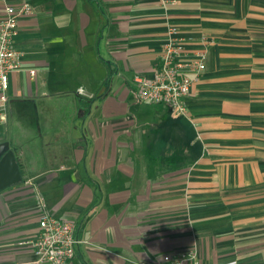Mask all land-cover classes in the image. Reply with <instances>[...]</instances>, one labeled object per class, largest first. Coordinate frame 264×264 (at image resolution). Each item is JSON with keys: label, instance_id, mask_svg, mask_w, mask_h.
I'll return each instance as SVG.
<instances>
[{"label": "crops", "instance_id": "0c3cea01", "mask_svg": "<svg viewBox=\"0 0 264 264\" xmlns=\"http://www.w3.org/2000/svg\"><path fill=\"white\" fill-rule=\"evenodd\" d=\"M4 3L32 13L0 126L22 178L0 191V264H36L20 243L43 214L74 224L70 264H264V0H1L0 20ZM171 25L206 57L181 117L133 80Z\"/></svg>", "mask_w": 264, "mask_h": 264}, {"label": "built area", "instance_id": "2783aa9c", "mask_svg": "<svg viewBox=\"0 0 264 264\" xmlns=\"http://www.w3.org/2000/svg\"><path fill=\"white\" fill-rule=\"evenodd\" d=\"M31 13L32 8L28 4L14 6L4 3L0 20V126L7 121L8 76L21 67V55L14 46L18 22ZM176 34L174 26L167 27V38L160 51V63L152 78L135 75L133 80L137 87L138 101L167 106L174 117H181L186 115L185 99L192 83L204 71L206 57L205 53L190 55ZM29 73L34 75V71ZM74 229L71 222L43 214L38 221L36 236L20 245L34 254L36 264H70L78 244ZM198 261L197 252L193 249L177 252L162 264H198Z\"/></svg>", "mask_w": 264, "mask_h": 264}, {"label": "water", "instance_id": "95a60500", "mask_svg": "<svg viewBox=\"0 0 264 264\" xmlns=\"http://www.w3.org/2000/svg\"><path fill=\"white\" fill-rule=\"evenodd\" d=\"M22 181L13 152L7 142L0 143V191Z\"/></svg>", "mask_w": 264, "mask_h": 264}]
</instances>
